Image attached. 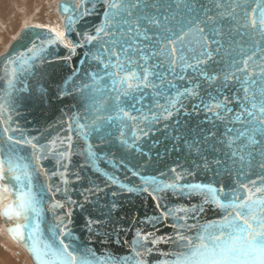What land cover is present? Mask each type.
<instances>
[{"label": "snow or ice", "instance_id": "obj_1", "mask_svg": "<svg viewBox=\"0 0 264 264\" xmlns=\"http://www.w3.org/2000/svg\"><path fill=\"white\" fill-rule=\"evenodd\" d=\"M100 2L103 4V20L96 27L94 35L88 32L83 34V43H69L64 37L66 32L75 30L74 25L79 19L92 13L96 8L95 0H78L75 9L68 4L62 5L61 11L68 14L64 31L47 29L51 35L46 39L38 36L41 41L39 45L33 43L26 53L20 52L15 56L10 54L4 62V97H0V218L14 222V226L7 228L8 233L31 254L35 264H149L145 257L152 254L155 246L170 241L177 245L178 250L164 253L172 258L161 260L159 264H264V0H214L215 11L203 3L198 4L197 0H176L177 11L183 7L187 13H182L179 20L175 14L167 11L172 5L161 3V0ZM89 3L91 8L86 6ZM233 34L241 37V41L233 40ZM225 38L228 47H225ZM94 41V50L90 48L85 56H91L102 72L90 73L92 84L83 85V89L88 90L91 123H81L79 117H76L69 123L66 137L54 138L47 144L39 143L36 136L29 137L23 133L19 137L13 135L18 131L12 127L13 93L26 90L16 87L20 76L29 72L36 61H43L51 45L63 43L70 52L64 59L70 60L78 47L93 45ZM144 42H152L155 47ZM218 55L223 64L219 71L210 65V62L217 63L214 58ZM152 60H158L161 67L167 64L168 71L181 81L186 79L183 73L188 69H193L197 74L191 86H184L183 91L176 88L170 100L172 109L179 111L177 104L182 106V98L199 97L198 89L202 79L215 86L216 94H209L208 99L201 98L193 108L199 112L202 106L212 114L213 120L240 125L226 127L223 132L219 128L215 131L205 130L197 125L196 135L199 139L186 142L189 151L195 149L201 154L205 151H219L223 159L214 156L210 162L204 157L203 164L205 169L212 171L214 163L216 176H220L221 169L231 174L237 164L240 165L238 175L246 169L258 167L262 170L259 173L260 185L256 186L254 180L250 181L253 190L241 182L239 188H243L246 193L241 195L236 188L226 190L223 185L216 187L213 183L187 182L183 172L172 168L175 178L170 181L155 176H141L132 171V175L138 176L142 182L141 186L133 187L104 173L120 189L129 193H147L156 202L158 210L162 209L161 202L168 194L189 198L199 196L202 203L192 208L169 207L166 211L161 210L160 216L146 217L153 227L169 219L174 221L169 226L177 230L175 239L137 231L131 257L99 258L92 249L75 244L76 238L67 227V224L72 223L71 219L65 223L63 218L58 217L55 225H49V236L46 238L41 228L44 192L36 181L38 169L33 166V161L39 165L42 159L54 155L59 166L62 160H70L73 134L81 136L87 143L92 133H99L100 139L104 141L113 135L107 129L115 121H120V143L130 149L134 148L135 143L125 138L123 129L126 127L125 119L136 120L137 117L130 115L123 107L121 96H129V90H138L141 86L159 87L149 77L157 76L163 82L164 74L150 71L156 67L150 64ZM138 70H142V75ZM105 76L112 81L111 88L102 84ZM168 83L171 84V81ZM224 89L232 93L231 99L228 96L220 98ZM36 91L40 104L50 99L45 88ZM106 92L114 95H105ZM64 95L65 90L60 89L59 98L63 99ZM232 100H235L240 110L226 117L225 114L234 112L233 108L228 107ZM164 112L165 119L173 115L168 106L164 107ZM155 119L158 117L154 116L149 123ZM140 131L147 135L143 129ZM132 136L137 141L140 139L135 131ZM26 148L32 149L31 155L23 154ZM85 152L87 159L94 165L96 154L91 144ZM228 160H231L232 167H229ZM62 166L65 169L60 172L62 183L68 184L65 178L68 165L65 163ZM160 175L166 174L161 172ZM187 175L194 176L196 173L189 169ZM49 192H52L51 188ZM112 194L117 195L116 192ZM69 202L76 203L70 198ZM204 205H214L224 215L218 221L201 224L195 237L183 235L182 229L191 230L195 227L187 224V220L195 219V213L204 212ZM63 207V203L56 201L50 209ZM71 215L69 211L68 216ZM99 223L98 220L89 219V231L94 224ZM150 236L153 237L150 241L152 247H147Z\"/></svg>", "mask_w": 264, "mask_h": 264}, {"label": "water", "instance_id": "obj_2", "mask_svg": "<svg viewBox=\"0 0 264 264\" xmlns=\"http://www.w3.org/2000/svg\"><path fill=\"white\" fill-rule=\"evenodd\" d=\"M96 8L90 15L79 19V22L74 25V31L66 32L64 40L69 43H83V34L88 32L95 34V29L103 20V4L100 0H95ZM161 3L171 4L172 7L167 9L170 14H175L177 20L183 13L187 15L183 7L179 11L175 8L176 0H161ZM197 3H203L209 8H213L214 0H197ZM64 4L70 5L72 8L78 7V0H61L57 3L56 15L62 19V30H65V24L68 14L61 11V6ZM91 8V4H87ZM213 11L215 9L213 8ZM45 27H28L24 29L19 37L9 46L8 50L0 57V97H4L5 82L2 79L4 76L5 60L11 54L15 56L20 52H27L33 43L39 45L41 38H48L51 33ZM226 32V29H225ZM79 33V34H78ZM227 36V33H226ZM232 39L240 42L241 37L233 34ZM246 40V38H244ZM93 45L85 44L84 47H78L74 55H71L70 60H65L64 57L70 55L69 49L64 47L63 43L58 42L51 45L45 52L43 61H36L29 72L23 73L17 84V89H26L22 92L13 93V109L12 127L18 131L12 133L19 137L21 133L29 137L36 136L38 142L47 144L49 141L58 137H66L68 135V125L72 123L74 118L79 117L81 123H91V116L88 112V90L83 89L85 83L92 84L90 73L102 72V69L91 56H85ZM151 44L152 42H144ZM246 46V45H245ZM225 47H228L227 38H225ZM235 48V45H232ZM188 55H191L190 53ZM107 59V58H105ZM217 63L211 67L219 71L223 64L220 62V56H216ZM83 61V63H82ZM142 63V61H141ZM150 64L156 65L150 69L151 72L163 73V82L157 76H150L149 80L159 85L158 88L143 87L138 90H129V96H121L123 107L137 117L136 120H124L125 138L135 143L134 148H128L120 143V121H115L108 131L113 135L102 141L99 133H92L87 143L81 136L73 134V150L70 160H62L61 165H57L54 155H49L46 159H42L39 165L33 161V166L38 169L36 173L37 183L43 187L44 204H43V220L41 228L44 230L45 237L49 236L47 231L49 225H55L57 218H63L65 223L71 219L72 223L67 224L68 229H71L73 236L76 238L74 243L81 247H88L95 252L96 257L105 258H123L133 255V240H135L137 231L141 233H153L155 237H172L175 239L176 229L169 226L174 221L169 219L161 224L153 227V224L146 220V217L160 216V211H166L167 208L186 207L200 205L202 198L199 196L192 197H177L168 194L161 202L162 209L156 208V202L147 193H129L126 190L120 189L117 185L112 184L107 179L104 173L117 178L120 182L129 186H141L142 182L138 176H133L132 171L140 173L141 176H155L161 180H174L175 174L171 172L172 168H176L177 172L185 174L187 182L196 183H213L214 186L220 187L223 185L226 190L233 188L238 189L241 195H246L243 188H239L242 182L248 184L249 188L254 190V186L250 181H256V186L261 183L259 173L262 171L258 167L246 169L244 173L239 174L240 165L237 164L231 174H228L221 169L220 176L215 175L216 165L212 163V171L203 167L204 157L211 162L213 157L223 159L220 152L205 151L202 154L195 149L191 152L186 146V142L198 140L196 135L197 125L207 130L219 128L221 132L226 127H240L238 123L225 124L220 120H213L212 114L206 112L203 107L199 112L194 108V104H199L200 99H208L209 94L215 95V86L208 82L200 81L201 87L198 89L200 96L197 98L186 97L182 98L181 104H177L176 109H172L170 105L171 98L176 93V88L183 91L184 86H191L193 78L197 75L193 69H188L183 75L186 79L181 81L173 76L168 71V66H159L158 60L150 61ZM115 71V69H112ZM134 70H136L134 68ZM142 75V70H138ZM177 71H179L177 69ZM171 81V84L168 83ZM135 85V81L132 82ZM102 84H106L108 88L112 87V81L105 76ZM175 85L176 87H173ZM45 88L48 90L50 99L45 100L43 104L38 102L37 89ZM126 88L127 86L124 85ZM60 89L65 90L63 99L58 96ZM224 96L230 99L232 93L227 89L222 90ZM98 95V94H97ZM105 95H114V93L106 92ZM135 99H132V97ZM2 102V101H0ZM159 105V106H158ZM168 106L173 115L165 119L166 113L164 107ZM228 107L233 108V113L225 114L227 116L234 115L239 111L235 100L228 104ZM121 116L123 114L121 113ZM158 117L152 123L153 117ZM145 117L148 119L145 120ZM74 126V125H73ZM143 129L147 132L144 135L140 131ZM136 132L140 139L137 141L132 136V132ZM59 144V139H57ZM92 145V151L96 154L95 164L87 159L85 150L88 145ZM220 146L218 145V148ZM138 149V150H137ZM63 150V149H62ZM32 149H23L24 155H31ZM67 164L66 179L68 184L62 183L60 172H64L63 164ZM199 165L200 167H197ZM229 167H232L231 160H228ZM43 169V171H39ZM99 169V171H97ZM196 173L194 176L187 175V170ZM57 173L52 175V173ZM164 172L166 175L161 176ZM79 177V178H77ZM185 181H181L184 183ZM49 188L52 192H49ZM59 188V191L56 189ZM113 192L117 195L113 196ZM259 195V194H257ZM76 201L75 204L69 202ZM60 201L64 204L63 208L50 209L52 203ZM113 204L116 205L113 208ZM80 205H83L81 207ZM205 211L195 213V219L189 218L187 224L195 225L191 230L182 229V234L190 237H195L197 230L201 224H206L212 221H218L224 213L214 205H204ZM71 211V217L68 212ZM98 220L99 224H94L92 230L89 231L87 221ZM8 222V227L14 226V222ZM184 224V221H179ZM153 237H149L147 247H152L150 241ZM16 241V240H15ZM67 242V239H66ZM18 246L25 252L31 264H35L31 254L17 241ZM177 245L173 242H164L157 244L151 255L145 258L149 264H159V261L171 259V256H165L164 253L177 251Z\"/></svg>", "mask_w": 264, "mask_h": 264}, {"label": "bare ground", "instance_id": "obj_3", "mask_svg": "<svg viewBox=\"0 0 264 264\" xmlns=\"http://www.w3.org/2000/svg\"><path fill=\"white\" fill-rule=\"evenodd\" d=\"M57 0H0V30L4 31L9 25L20 23V26L27 25L30 22V25L21 29L18 35L12 39L9 43H5L4 51H0V57L3 55L9 48V46L19 37V34L28 27H40L45 28H55L59 31L62 30V19L55 16L54 10L55 6L57 7ZM16 11V12H15ZM15 12V13H14ZM11 13V14H10ZM14 13V14H13ZM12 26H9L6 31L10 30ZM5 39V38H4ZM0 41L3 42V35H0ZM4 44V45H5ZM4 48V47H3ZM1 50V49H0ZM7 202V201H6ZM5 202V203H6ZM8 222L4 218H0V247L6 248L9 253V260L14 261L18 256L23 258L25 264H30L26 260V254H23V250L18 248L17 241L13 240L7 230ZM16 246L17 251L12 247ZM23 251V252H21ZM22 253V254H21ZM25 253V252H24ZM17 254V255H16ZM17 261V260H16ZM20 262V261H19Z\"/></svg>", "mask_w": 264, "mask_h": 264}, {"label": "rangeland", "instance_id": "obj_4", "mask_svg": "<svg viewBox=\"0 0 264 264\" xmlns=\"http://www.w3.org/2000/svg\"><path fill=\"white\" fill-rule=\"evenodd\" d=\"M59 1H61V0H57V2H59ZM55 9H56V6H55ZM16 12V11H15ZM14 12V13H15ZM56 11L54 10V13H55ZM13 13V14H14ZM11 14V13H10ZM55 16L56 17H58L57 15H56V13H55ZM59 18V17H58ZM31 22V21H30ZM30 22H28L27 23V25H25V26H20V23L19 22H17V23H15L14 25L13 24H11V25H9V26H12V28L8 31H6V29H8V27L4 30V31H1L0 30V35H3V42H1L0 41V51H4V49H5V46H6V44L7 43H9L12 39H14L17 35H18V33L21 31V29H23L24 27H27V26H33V25H30L31 23ZM50 28V27H49ZM5 38V39H4ZM8 41V42H7ZM7 42V43H6ZM6 43V44H5ZM5 44V45H4ZM4 47V48H3ZM0 54H1V52H0ZM6 202V201H5ZM7 228H8V225H7ZM1 230H4V229H2V228H0ZM7 231V230H6ZM11 236V235H10ZM14 240V239H13ZM18 246V245H17ZM13 249H15V251H17L18 250V248H20L19 246H18V248L16 247V246H14V247H12ZM21 249V248H20ZM19 249V250H20ZM21 251V250H20ZM21 252H23V251H21ZM22 254V253H21ZM23 254H25L24 252H23ZM17 255V254H16ZM8 256H9V253L7 252V249L6 248H2V247H0V264H25L24 262H23V258H21V256H18L16 259H15V262L14 261H8L9 260V258H8ZM25 256V258H26V260L28 261V263H30L31 264V262H30V260H29V258L27 257V255H24ZM17 260V261H16ZM20 261V262H19Z\"/></svg>", "mask_w": 264, "mask_h": 264}]
</instances>
